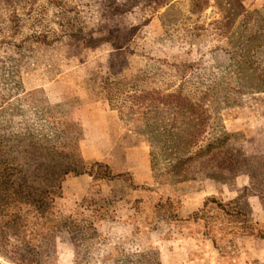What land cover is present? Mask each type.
<instances>
[{"label": "rangeland", "instance_id": "obj_1", "mask_svg": "<svg viewBox=\"0 0 264 264\" xmlns=\"http://www.w3.org/2000/svg\"><path fill=\"white\" fill-rule=\"evenodd\" d=\"M0 156L62 188L0 264H264V0H0Z\"/></svg>", "mask_w": 264, "mask_h": 264}, {"label": "trees", "instance_id": "obj_2", "mask_svg": "<svg viewBox=\"0 0 264 264\" xmlns=\"http://www.w3.org/2000/svg\"><path fill=\"white\" fill-rule=\"evenodd\" d=\"M229 138L230 135L224 133L220 137L210 141L204 148H201L197 155L204 156L205 154H209L214 150L223 147L228 142ZM192 159V157L184 160L178 159L173 166V169L175 171H181ZM70 173L80 176L75 169L68 168L64 171L65 176ZM88 174L93 177L95 181H113L124 179L129 176V173L114 174L107 164L100 162L94 164ZM61 189V184L59 183L46 188L35 185V182L31 181L24 168L7 160L5 157L0 156V220L3 222L1 227L4 230L5 235L10 233V235L20 239V236L23 233L22 230L25 228V223L27 221L26 212L22 211V206L27 207L31 212H35L42 217L54 207L56 199L60 197L59 192ZM208 201L210 200H207L205 207L208 204ZM211 202L215 201L211 200ZM228 206L229 205H222V203L219 204V207L225 211L227 215L235 218H246V215L240 211L226 210ZM10 209L13 210V213L9 220L4 221V218L8 216ZM16 209L17 211H15ZM175 219L181 222H188L192 219L204 220L205 218L199 217V213H193L191 216L185 218L176 215ZM243 223L245 226L242 227V230L243 232H246V229L251 228L249 225L250 223L248 220H244ZM248 235H253V233L249 232ZM260 237L264 239V234H261ZM22 242L23 245L27 242L26 237L23 238ZM14 258L17 264H38V261L33 259L29 252H25L24 255H15Z\"/></svg>", "mask_w": 264, "mask_h": 264}, {"label": "crops", "instance_id": "obj_3", "mask_svg": "<svg viewBox=\"0 0 264 264\" xmlns=\"http://www.w3.org/2000/svg\"><path fill=\"white\" fill-rule=\"evenodd\" d=\"M79 180L87 183V187H90V185L92 184L93 180L91 176H87V174L81 175L79 177H77ZM70 180V179H69ZM68 180V181H69ZM79 196L84 194V190L82 191V189H79Z\"/></svg>", "mask_w": 264, "mask_h": 264}]
</instances>
